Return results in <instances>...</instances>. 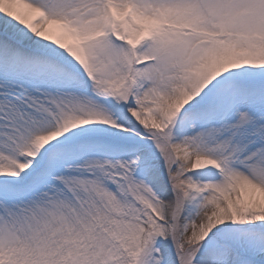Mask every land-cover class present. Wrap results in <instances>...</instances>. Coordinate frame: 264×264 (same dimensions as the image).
<instances>
[{"label": "snow or ice", "instance_id": "obj_1", "mask_svg": "<svg viewBox=\"0 0 264 264\" xmlns=\"http://www.w3.org/2000/svg\"><path fill=\"white\" fill-rule=\"evenodd\" d=\"M0 264H264V0H0Z\"/></svg>", "mask_w": 264, "mask_h": 264}]
</instances>
